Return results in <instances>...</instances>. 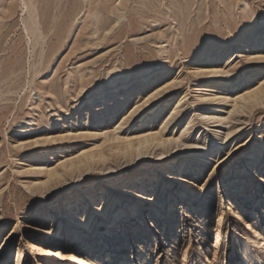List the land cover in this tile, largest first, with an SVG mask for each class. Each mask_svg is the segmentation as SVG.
I'll list each match as a JSON object with an SVG mask.
<instances>
[{"label": "rangeland", "instance_id": "374dc122", "mask_svg": "<svg viewBox=\"0 0 264 264\" xmlns=\"http://www.w3.org/2000/svg\"><path fill=\"white\" fill-rule=\"evenodd\" d=\"M29 4L0 0V264H264V0ZM243 27L248 46L191 60Z\"/></svg>", "mask_w": 264, "mask_h": 264}, {"label": "bare ground", "instance_id": "6f19581e", "mask_svg": "<svg viewBox=\"0 0 264 264\" xmlns=\"http://www.w3.org/2000/svg\"><path fill=\"white\" fill-rule=\"evenodd\" d=\"M26 1V0H25ZM24 0H22V7H24V8H26L27 10H25V11H27V13H28V17H27V19H29L30 20V18H32V14H35L36 15V13H30V12H32V10L31 11H28V8H30V7H32V6H30V4L28 5V2L30 1H26L25 2ZM33 5V4H32ZM34 7V6H33ZM31 9H34V8H31ZM34 12V11H33ZM27 19H25V20H27ZM28 22H30V21H28ZM24 23V22H23ZM30 24V23H29ZM37 23L36 22H32L31 23V25L30 26H26V23H25V26H24V29H25V31H26V33H27V35H29L30 33H32V35L34 36V33L36 32V34L37 33H39L40 32V29L37 27ZM38 29H39V31H38ZM247 31H246V28L245 27H243V29L241 30V32L238 34V35H235V36H233L230 40H228V41H222V43H221V45H219L218 47H216L215 49H213V50H211V51H202V52H199V53H195L194 55H193V58L191 59V60H198V61H203V62H216L217 60H218V57L221 55V53H222V49L223 48H228V47H236V46H242V44L243 43H246L245 45L246 46H248L249 44H250V40H246L245 38H244V34L246 33ZM35 34V35H36ZM39 34H41V36H42V33H39ZM38 35V34H37ZM31 35H29L28 37H30ZM37 36H34V38H36ZM33 38V39H34ZM41 38V37H40ZM29 39V38H28ZM31 40V39H30ZM29 40V41H30ZM192 71H193V73H196L197 75H201V76H203L204 78H206V77H208V76H216L217 77V75H219V76H223V75H221V74H223V72H222V70L221 69H219V68H217L214 64H212V65H207L206 67H193V69H192ZM135 77L136 78H141L142 77V75H141V73H137V74H135ZM206 80V79H205ZM119 82H121V79H118L117 81H115V82H112V83H109V84H107V85H105V86H102V87H100V88H97V89H94L88 96H84L81 100H80V102L78 103V105H77V110H80V109H84V108H87V107H89L90 105H91V103H92V101L93 100H95V104L94 105H96V101H101V100H104V95H105V91H107V90H112L114 87H115V85H116V83H119ZM195 89H196V91L198 92V90H200L201 89V87H200V84H198V85H196V87H195ZM260 89V88H259ZM257 92H258V90L257 91H253V92H250L249 94L247 93V97H251V96H255L256 94H257ZM262 93H263V90H262ZM244 94V93H243ZM211 95V94H210ZM260 96V95H259ZM258 97V96H257ZM90 98H91V100H90ZM212 98H215V96L214 97H212ZM220 98H224L223 96L222 97H220ZM219 98V100H221ZM216 100V99H215ZM249 100V99H248ZM253 101V100H252ZM220 102V101H219ZM246 102V101H245ZM223 103V102H222ZM218 104V103H217ZM237 106V105H236ZM176 108H178V105H176L175 106V108L174 109H176ZM211 108V107H210ZM218 110V109H217ZM151 135H153V134H151ZM56 137V136H55ZM55 137H52L51 138V140H53V139H55ZM140 137H142V140L141 139H139V140H137V145L138 146H141V144H142V142H147L148 141V139H151V140H154L155 138L154 137H143V136H140ZM138 138V137H137ZM114 139V138H113ZM135 140H136V138H135ZM134 140V141H135ZM159 140H160V138H159ZM122 141V140H121ZM127 142V141H126ZM131 142V141H130ZM136 142V141H135ZM132 144H134L133 142H131ZM148 143V142H147ZM21 144V143H20ZM131 144V145H132ZM146 144V143H145ZM126 145V144H125ZM128 145H130L129 143L127 144V147H128ZM130 145V146H131ZM98 146V145H97ZM133 146V145H132ZM135 146V145H134ZM126 148V147H125ZM141 148V147H140ZM130 149H132V148H130ZM138 149V148H137ZM66 151V149H65V147H61V146H59V147H56V148H54V152L55 153H62V152H65ZM99 151V150H98ZM45 152H47V150L46 149H42V150H40V151H38L36 154H35V160L34 161H36V160H38L39 158H40V156L42 155V154H44ZM93 152V151H92ZM91 152V153H92ZM99 152H101V151H99ZM234 152H235V145L234 146H232V147H230L229 149H228V152H227V156H232L233 154H234ZM89 153V152H88ZM87 153V154H88ZM103 153V152H102ZM101 153V154H102ZM86 154V155H87ZM84 155H85V153H84ZM99 155V154H98ZM104 155V154H103ZM97 156V155H96ZM88 157H90V158H92L93 157V155L92 156H88ZM87 156H85V158L86 159H89ZM101 157V156H100ZM78 158V157H77ZM80 158H81V156H80ZM103 158V157H102ZM79 159V158H78ZM78 159H76V160H78ZM82 159H83V157H82ZM75 160V161H76ZM84 162L85 161H87V160H83ZM89 161V160H88ZM87 161V162H88ZM69 162H71V161H69ZM73 162H74V160H73ZM77 162V161H76ZM80 166H81V162H82V160L80 159ZM71 164V163H70ZM70 164H69V166H70ZM83 164V163H82ZM31 165H33V164H31ZM74 165H76V163H73V165H72V167L71 168H73L74 167ZM78 165V164H77ZM83 165H85V164H83ZM63 167H65V169H66V166H63ZM76 168V167H75ZM54 170V169H53ZM49 171V170H48ZM47 171V172H48ZM58 172V171H57ZM56 172V173H57ZM55 173V172H54ZM54 173H53V175H54ZM55 173V174H56ZM50 174V176L52 175L51 173H49ZM181 181H182V183H183V186H187V187H195V186H197V184L194 182V180L192 179V178H190V177H182L181 178ZM137 190L138 189H135V188H132V187H129V188H125V189H122V187L121 186H117L116 187V192H124L125 194H131V195H133V196H138V197H140L141 195L140 194H138L137 193ZM245 225V230H247V231H252V221H250V220H246L245 221V223H244ZM253 232V231H252ZM42 233H43V237L45 238V239H48L49 237H53L54 236V232H53V228L50 226V227H46V228H44L43 230H42ZM256 233V232H255ZM256 237H260L261 238V234L258 232V233H256ZM67 238H69V239H71V233H69L68 235H67ZM73 238V237H72ZM255 238V237H254ZM261 242H263L262 244H263V246L262 247H259L257 244H258V241L257 240H254V244H255V246L256 247H258V248H261V249H263L264 248V240L263 239H261ZM45 245L48 247V253L46 254V256L48 257V258H52V259H59V258H63V253H62V251L64 250V248L62 247V245L60 244V243H57V242H50V241H46L45 242ZM81 253H82V249L80 248V247H78V246H73V247H71V248H69V252H68V255H66L67 256V260L70 262V264H75V263H77L78 261L80 262L81 260H82V255H81ZM82 264V263H81Z\"/></svg>", "mask_w": 264, "mask_h": 264}]
</instances>
